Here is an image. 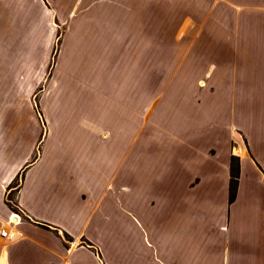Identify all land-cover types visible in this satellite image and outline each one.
I'll return each mask as SVG.
<instances>
[{
	"label": "crops",
	"instance_id": "obj_1",
	"mask_svg": "<svg viewBox=\"0 0 264 264\" xmlns=\"http://www.w3.org/2000/svg\"><path fill=\"white\" fill-rule=\"evenodd\" d=\"M160 1L0 0V231L16 236L2 240L0 264H264V137L251 149L240 127L227 132L225 124L227 154L217 169L208 143L212 108L243 77L238 68L229 72L230 61L239 65L264 36L241 25L233 0H220L224 21L227 8L237 17L231 38L229 25L221 26L222 47L236 49V57H224L223 87L208 105L188 98L173 111L152 107L144 82L150 18L175 16ZM58 22L61 46L40 113L30 98ZM23 30L27 47L8 40ZM234 145L242 153L230 203Z\"/></svg>",
	"mask_w": 264,
	"mask_h": 264
},
{
	"label": "rangeland",
	"instance_id": "obj_2",
	"mask_svg": "<svg viewBox=\"0 0 264 264\" xmlns=\"http://www.w3.org/2000/svg\"><path fill=\"white\" fill-rule=\"evenodd\" d=\"M232 2L241 8V25L245 28L258 26L264 36V0H233ZM159 3L162 5V9H166L165 6L170 7L169 10L172 8L175 16L150 18L148 79L144 80L148 87L149 104L155 108L163 107V110H171L178 105H183V102L189 98L194 100L195 104L198 105L196 107H199V104L203 100L208 105V98L215 99L211 95L219 92L224 85L221 78V73L226 68L223 62L224 57H229L230 59L236 57V49L227 52L222 47L223 43L221 40L224 35V32H221V26L223 25H229L230 38L235 34L233 33L237 25L235 8L234 11L227 8L228 16L224 21L225 18L220 16V8H217V6L221 7L219 5L220 0H207L206 2H202V5L200 2L186 0L175 1L174 5L165 2V0H161ZM258 6L261 7V10L258 9ZM243 7H246V9H242ZM211 8L213 12L217 11L218 13L208 18L205 11ZM225 9L226 6L222 5V10L224 11ZM190 24L198 27V31L185 29ZM204 24L210 26V30L208 29L207 33L199 32L201 26ZM58 26L56 36L53 38V47L49 48L45 71L43 74L39 73L37 76L39 80L43 81L30 98V103L39 112V101L43 94L44 84L50 78L56 66L60 51L64 27L62 28L60 23ZM177 26L178 28L175 32H167L171 27ZM248 35L252 36L251 33ZM22 37H26V40H22ZM8 40L13 43L18 41L21 45L22 43H27L24 46L27 47L30 36L27 30H23L20 34L15 35V37L12 34L9 35ZM260 42L254 50L251 48L245 50L244 54L239 57V65H233L236 61L235 59L230 61V65H228L229 72H236L238 68V72L243 77L241 80L233 82L234 92L226 94L221 106L214 105L212 113H210L209 119L211 120L212 130L208 137V143L213 145L215 150L214 169L222 168V163L226 159L225 124H228L227 132L229 130L236 132V127H240L239 131L245 132L248 145L251 149L253 144H258L257 142L264 137L263 37ZM12 52L13 49L6 48L3 54L8 56ZM37 67L40 68L41 66L38 65ZM61 72L59 70V74ZM35 73L37 74L38 72L35 71ZM7 97H4L6 102L9 101ZM62 106H64V103H62ZM65 110L67 109L65 108ZM69 113L65 114L66 117H69ZM233 127L235 129H232ZM7 136H13L10 133V129H8ZM232 138L233 140L238 138V133H233ZM232 147V156L238 157L234 153L236 149L235 145ZM37 153L36 151V155ZM19 183L20 181L16 179L14 188ZM121 183L124 184L123 181ZM15 193L16 191H9L6 196L12 208L16 207L14 204ZM124 197L125 195L119 196L118 201L123 203Z\"/></svg>",
	"mask_w": 264,
	"mask_h": 264
},
{
	"label": "trees",
	"instance_id": "obj_3",
	"mask_svg": "<svg viewBox=\"0 0 264 264\" xmlns=\"http://www.w3.org/2000/svg\"><path fill=\"white\" fill-rule=\"evenodd\" d=\"M240 178V160L238 157L231 156L230 158V187H229V201L230 203L234 202L236 199V194L238 190ZM19 180V177L18 179ZM47 228V227H45ZM48 229V228H47ZM67 242H71V238L65 234L64 236Z\"/></svg>",
	"mask_w": 264,
	"mask_h": 264
},
{
	"label": "built area",
	"instance_id": "obj_4",
	"mask_svg": "<svg viewBox=\"0 0 264 264\" xmlns=\"http://www.w3.org/2000/svg\"><path fill=\"white\" fill-rule=\"evenodd\" d=\"M8 223L11 225V226H16L17 223H13L11 221V218H9L8 220ZM16 238L15 235L13 234H10V232L7 230V229H2L0 231V250L2 248V240H6V241H12Z\"/></svg>",
	"mask_w": 264,
	"mask_h": 264
},
{
	"label": "bare ground",
	"instance_id": "obj_5",
	"mask_svg": "<svg viewBox=\"0 0 264 264\" xmlns=\"http://www.w3.org/2000/svg\"><path fill=\"white\" fill-rule=\"evenodd\" d=\"M201 86H202V84H201ZM234 153H235V154H241L242 151H241V149H239V150L235 149V150H234ZM14 218H15V220H14ZM16 220H17V221H16ZM11 221H12L13 223H18L19 218H17L16 216H12V217H11Z\"/></svg>",
	"mask_w": 264,
	"mask_h": 264
}]
</instances>
